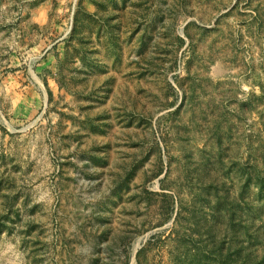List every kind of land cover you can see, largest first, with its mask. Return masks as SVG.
Wrapping results in <instances>:
<instances>
[{"label":"rangeland","instance_id":"rangeland-1","mask_svg":"<svg viewBox=\"0 0 264 264\" xmlns=\"http://www.w3.org/2000/svg\"><path fill=\"white\" fill-rule=\"evenodd\" d=\"M0 264H264V0H0Z\"/></svg>","mask_w":264,"mask_h":264},{"label":"bare ground","instance_id":"bare-ground-1","mask_svg":"<svg viewBox=\"0 0 264 264\" xmlns=\"http://www.w3.org/2000/svg\"><path fill=\"white\" fill-rule=\"evenodd\" d=\"M134 250H135V248H134Z\"/></svg>","mask_w":264,"mask_h":264}]
</instances>
